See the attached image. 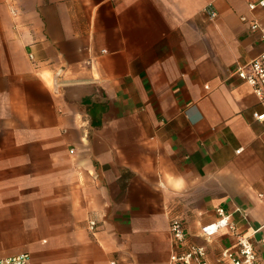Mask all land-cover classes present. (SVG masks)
I'll return each mask as SVG.
<instances>
[{"label":"crops","instance_id":"1","mask_svg":"<svg viewBox=\"0 0 264 264\" xmlns=\"http://www.w3.org/2000/svg\"><path fill=\"white\" fill-rule=\"evenodd\" d=\"M257 1L0 0V259L169 264L179 218L230 264L199 237L223 207L264 264Z\"/></svg>","mask_w":264,"mask_h":264},{"label":"built area","instance_id":"2","mask_svg":"<svg viewBox=\"0 0 264 264\" xmlns=\"http://www.w3.org/2000/svg\"><path fill=\"white\" fill-rule=\"evenodd\" d=\"M249 10L252 12L264 10V0L250 3ZM206 13L211 19H215L218 15L211 9H207ZM243 21H246V18H243ZM249 25L253 30H259L262 39H264V27H261L255 20L249 21ZM30 58L33 59V56L31 55ZM232 76L246 83L252 89L258 102L264 104V53L251 61L237 63ZM253 116L257 121H264V113H255ZM216 214L217 218L214 222L201 226L199 237L209 243L223 229H227L232 234L237 249H223L220 254L221 261L230 264H263L252 235L246 236L239 231L237 224L233 220L232 213L220 207L216 210ZM96 229L97 222L90 221L89 230L95 232ZM169 231L173 247L169 264H210L207 247L190 242L188 234L185 231V224L181 219H172L169 224ZM29 262L30 256L28 254L0 259V264H29Z\"/></svg>","mask_w":264,"mask_h":264}]
</instances>
